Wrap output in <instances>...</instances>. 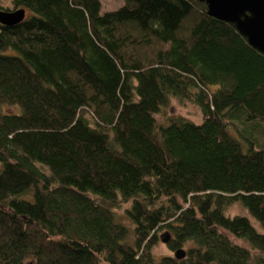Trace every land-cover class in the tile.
I'll return each instance as SVG.
<instances>
[{
  "label": "trees",
  "instance_id": "16d2710c",
  "mask_svg": "<svg viewBox=\"0 0 264 264\" xmlns=\"http://www.w3.org/2000/svg\"><path fill=\"white\" fill-rule=\"evenodd\" d=\"M120 1L0 0L25 10L0 24V264H264V56L197 0Z\"/></svg>",
  "mask_w": 264,
  "mask_h": 264
},
{
  "label": "water",
  "instance_id": "95a60500",
  "mask_svg": "<svg viewBox=\"0 0 264 264\" xmlns=\"http://www.w3.org/2000/svg\"><path fill=\"white\" fill-rule=\"evenodd\" d=\"M206 6L207 15L231 24L247 43L264 56V0H197ZM25 17L24 9L0 12V24L12 26ZM167 234L161 238L168 242ZM174 256L180 259L184 251L176 250Z\"/></svg>",
  "mask_w": 264,
  "mask_h": 264
},
{
  "label": "rangeland",
  "instance_id": "374dc122",
  "mask_svg": "<svg viewBox=\"0 0 264 264\" xmlns=\"http://www.w3.org/2000/svg\"><path fill=\"white\" fill-rule=\"evenodd\" d=\"M101 2V11L105 10H114L116 9L120 4V0H100ZM166 112L170 115H181L183 117H186L187 119L197 123L199 122L201 118V113L200 110L193 104L189 103H180L177 100H172L170 102V106L166 109ZM128 207V204H121L119 208H117L115 211L116 216L118 219L125 224L126 226L130 227V223L124 216V209ZM227 213L231 216L233 215H244L247 216L246 211L244 208L238 204H234L233 206L229 207L227 210ZM251 223L254 225V227L259 231V232H264V229L260 228L259 225L252 219ZM165 235L164 231H158L157 233V238L158 242L156 243L155 246L152 248V254L156 258H160L165 255H174V252H170L169 249L167 248L166 244H164L161 241V238H163ZM231 238V237H230ZM233 242L237 244H241L240 241L231 238Z\"/></svg>",
  "mask_w": 264,
  "mask_h": 264
}]
</instances>
